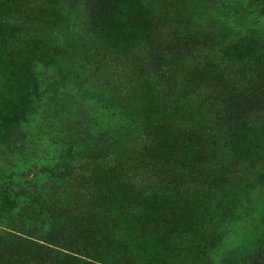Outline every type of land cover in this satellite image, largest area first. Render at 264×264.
Returning <instances> with one entry per match:
<instances>
[{"label": "rangeland", "instance_id": "374dc122", "mask_svg": "<svg viewBox=\"0 0 264 264\" xmlns=\"http://www.w3.org/2000/svg\"><path fill=\"white\" fill-rule=\"evenodd\" d=\"M208 1L0 0V186L40 181L58 160L53 177L87 201L78 197L65 214L28 205L16 208L26 216L6 219V211L2 222L38 237L50 227L52 240L79 248L103 223L95 224L94 213L138 210L151 224L170 219L171 232L139 260L117 244L134 239L141 257L153 239L148 230L140 226L132 236L123 225L103 231L108 238L98 248L106 249V264H264L257 254L264 248V122H248L256 116L249 113L264 108V0H220L222 8ZM83 4L94 7L91 16L87 8L79 12ZM214 4L219 9L211 11ZM210 14L226 21L210 43L232 61L226 73L234 80L225 83L240 107L224 114L203 158H191L184 144L164 142L156 123L192 128L200 114L216 109L217 95L186 71L190 54L181 41ZM160 53L163 58L150 63L149 56ZM150 106L158 110L152 118L144 113ZM209 166L218 172L204 169ZM156 175L174 194L171 203L153 196ZM98 243L90 240L95 248Z\"/></svg>", "mask_w": 264, "mask_h": 264}, {"label": "trees", "instance_id": "16d2710c", "mask_svg": "<svg viewBox=\"0 0 264 264\" xmlns=\"http://www.w3.org/2000/svg\"><path fill=\"white\" fill-rule=\"evenodd\" d=\"M208 2L216 3L217 5L219 4V7L222 8V6L220 5V0H211ZM214 5L208 8L211 11H215L218 7ZM250 7L251 6H248V8ZM84 9L89 12V14L91 13V16L94 7H90V5L86 7L84 4L79 5V12H81L82 10L84 11ZM99 18L100 17L97 18V23L100 22ZM225 27L226 21H223L218 16L210 14L205 17L204 20H202L198 25L194 26V32H185L183 34V38H181V41L184 44L187 43L186 50L189 51L190 54L189 62L185 64L186 71L191 72V74L197 75L200 78V81L205 82L203 84V88H206V90L210 88L211 90H213V93L217 95V98L213 100V104L216 109L211 107L209 109V112L200 114L197 119V126L194 125L192 128L182 126L175 129L169 128L168 130L171 122L167 121L166 119L158 121L156 123V126L158 127V129H156L158 131V136L164 139V142L174 140L175 142H180L182 145L184 144L185 148H183V151L188 152L190 155H192L191 158H195L196 156L203 158L207 149H210L211 147L209 141L214 136V133L223 128L224 123L222 117L224 116V114L230 115L231 113H234L238 109V107H240V99H231V95L233 93H231L232 89L225 83L227 81L231 84L234 80L230 79L232 78L230 73H226L227 69L233 67L230 66V63L232 61L226 58L222 51L214 49L210 43L217 37L216 31H219L220 29H223ZM179 51L181 50L178 49V53H180ZM252 55L255 56L253 61H255L257 64L255 67H260L258 57H256V55L261 56V54L258 51H255L252 53ZM159 56L160 59L163 58V55L161 53L149 56L150 63L152 62V59H158ZM212 68H214L215 70H213ZM236 84L237 82L235 81V83L230 86L233 87ZM249 102L255 103L256 100H250ZM166 105V102H163L161 108L167 107ZM121 107L123 109L129 108L128 105ZM134 109H136V107ZM152 110L153 106L144 109L145 116H147L148 118H152L156 113H158L157 109V111H154V113H152ZM249 115L256 116L255 119H249L248 122H255L259 125L264 122L263 107L255 109V111L249 113ZM227 118L229 119V116ZM144 149L146 150L147 147L145 146L142 150ZM184 160H186V158H184ZM56 163L62 165L58 160H56L55 163L53 162L52 165L45 169L46 176L40 181L36 179L33 181H25V179H19L13 182H6L5 187L0 186L1 188L3 187L0 190V214L9 211V213L5 215L6 219L12 214L14 218L17 217L16 215L26 216L27 214L23 211H21V214L17 213L16 211L18 210H16V208L20 210L22 207L28 205L35 206L37 210H40L43 206H45L48 207L49 210L57 209L60 214H65L62 209H68L69 206L72 208L77 204L76 202L79 198V202L87 203L85 199L81 198V195L79 197V195L71 193L69 191L70 185L67 181L53 177L55 174L54 171L57 170V168H55ZM68 166L70 165L68 164ZM213 166H209L206 168L204 167V169L210 170L211 172H218L217 170L219 169L217 167L214 168ZM182 173L183 172L181 170L180 173L178 172L179 175ZM213 176L216 177L217 174L214 173ZM218 178L219 180L222 179L223 175H219ZM157 179L158 175H156V177L154 178H150V186L153 190V196L157 197L160 200H166L167 202L171 203L174 194L165 192L164 187L160 182H158ZM57 185L60 186V189L58 190L55 189V186ZM103 197L104 198L101 199L103 200L102 202L107 204L108 201L110 202L111 193H109L108 195L103 194ZM12 209H15V211H13ZM94 216H96L95 224H98L100 221H103V223L100 225L99 230L96 231V235H92L90 233L93 230H88L92 237L89 235H85L81 242H79V248H77L76 246L73 247L72 245L74 244H72V242H69V244H67V242L57 243L56 241L52 240V238H50L49 236L51 231L50 227H47L45 231L47 233L46 236L44 235L43 237H38L30 234L25 230H22V228L18 226H8L6 223L0 220V226L6 228H0V264H45L49 261L47 258L45 260V257L43 258V256H41L40 258H32L30 256L31 252H34L35 254H41L50 258L54 257L66 259L69 260V264H106V261H104V259L105 257H107L105 256L107 251L105 248L99 249L98 247L99 244L104 243V241H106L108 237H105V234L101 236V233L103 231L115 233L116 227L120 225H123L126 229L125 234H129L132 236L133 234H135V232H139L141 226L142 230L145 233L148 230L147 232H150L153 236L152 241L146 247L147 250L145 249L142 252L141 257H139V250L133 249V245L135 244L133 243L134 239H131L129 241L124 240V242L117 244V246L127 255H131L132 258L140 260L141 258H146L150 253H153L151 252V248L155 245H159L161 241H165L166 238L164 237V235H168L171 232V229H168L167 227V225L170 224V219H164L158 224H151L150 222H148L147 215L144 212H140L138 210H135L134 213L133 211H131L130 215L127 214L126 210L124 209H119L118 211L99 210L97 214L94 213ZM91 217H93V214ZM84 218L87 217H83V220ZM81 219L82 217H80L79 221ZM87 219L89 220L88 225H90L92 222L89 218ZM76 223L77 222H72V224L70 223V226H73ZM129 224L131 229H129ZM83 233L86 234L87 231H84ZM162 237L164 238L162 239ZM92 238H96L97 242H99L96 248L90 244V240ZM146 242L147 241L145 240L144 243ZM65 249L69 250L70 253H65ZM157 251L159 252L158 254H161V248H159ZM258 253H260V255L262 254L263 257L261 258L263 259L264 248H259L257 254ZM113 258L115 259L113 261H116V259L119 258L118 254L113 255ZM139 260L135 264H140Z\"/></svg>", "mask_w": 264, "mask_h": 264}]
</instances>
